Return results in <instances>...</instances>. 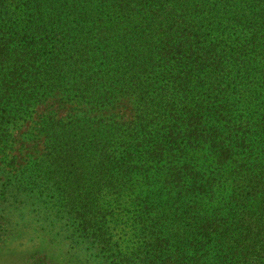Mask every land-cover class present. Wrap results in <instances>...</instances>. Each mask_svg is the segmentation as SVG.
Wrapping results in <instances>:
<instances>
[{"label":"trees","instance_id":"obj_1","mask_svg":"<svg viewBox=\"0 0 264 264\" xmlns=\"http://www.w3.org/2000/svg\"><path fill=\"white\" fill-rule=\"evenodd\" d=\"M209 1H212L209 9L201 11L196 0H122L117 5L97 6L95 12L89 0H3L0 3V64L3 60L11 61L9 69L0 68V153L14 150L12 129L17 126L19 116L27 114L26 111L54 92L56 76L68 78V70L64 76L68 65L62 57L64 51L53 46L48 51L51 42L56 46L62 42L59 39L56 44L52 39L57 31L65 40L66 28L73 29L75 24L79 28L82 23H99L107 28L124 15L129 24L126 29L148 49L157 51L156 55L168 59L165 68L163 65L155 70L157 76L176 79L173 99L161 107L167 90L162 89L161 102L157 100L159 93L156 98L146 96L145 110L150 112V120L140 117L141 123L137 121L119 136L115 132L113 140L116 147L125 151L135 145V150L147 147L156 160H167L170 163L167 169L172 174L166 185L169 182L179 189V198L169 200L170 205L161 208L156 200H151L154 193H148L144 208L149 215H140L137 219L146 226L141 234L144 243L130 256L122 254L118 264H201L205 253L193 259H187L186 254L205 249L208 244L205 240L212 236H217L215 247L227 244L225 255H220L225 258L223 264H264V0ZM204 10L216 11L219 20L215 26L199 21ZM4 21H12L16 26L18 22H26L31 31L24 29L23 37L20 31L1 30ZM27 34H35V43L45 52L41 54L42 59L29 55L35 50L31 43L24 47L31 53L18 48ZM18 38L22 41L15 47ZM12 47L19 53H14L13 59L10 58ZM140 59L143 55L133 62L137 65ZM59 60L65 64L60 70ZM184 65L190 67L180 69ZM179 69L180 75L176 74ZM78 86L81 92L79 83ZM155 105L164 109L158 116ZM43 123L42 130L50 132L52 151H67L68 157L76 148L81 150V158L105 149L106 137L114 133L112 130L103 133L90 122L68 127L46 117ZM153 124L158 131L149 130ZM204 147L214 150L215 166L208 177L203 173L204 167L180 165L182 158L177 159L178 154L184 157L186 150L199 153ZM127 155L133 158L132 153ZM208 156L209 153L205 157L208 159ZM132 160L119 156L116 162L119 171L113 182L104 184V197L111 188L125 194L134 171L144 173L145 178H149L147 173L153 174L160 181L156 166H134ZM5 162L13 166L17 163L16 157ZM48 162V156H44L29 163V169L45 183L39 186L34 174L23 183L17 181L14 198L39 200L49 189L54 190V173L48 171ZM111 165L115 163L106 155L101 160L102 173H108ZM135 190L143 196V190ZM99 200L100 196L91 198L90 202L98 206ZM63 202H68L65 197ZM69 206L74 211L79 209L76 220L82 218L81 224L89 234L95 236L98 232L93 225L94 218L99 220V225L109 228L106 215L101 219L92 216L88 209L90 203ZM197 212L206 216L193 225L194 216H190ZM187 218L189 224L185 222ZM104 251L112 256L110 249L105 247Z\"/></svg>","mask_w":264,"mask_h":264},{"label":"rangeland","instance_id":"obj_2","mask_svg":"<svg viewBox=\"0 0 264 264\" xmlns=\"http://www.w3.org/2000/svg\"><path fill=\"white\" fill-rule=\"evenodd\" d=\"M121 1L89 0V3L95 12L97 6L117 5ZM5 2L8 4L7 1ZM196 4L201 11L202 9H209V4H212V1L196 0ZM216 14V11L204 10L203 14L199 15V21L205 25L211 23L210 27H213L219 20ZM126 21L127 18L123 15L114 23H109L107 28L101 27L99 23H82L79 28V25L75 24L73 29L66 28L68 37L65 40L58 31L57 34H53L54 43H59V39L62 42L57 46L51 42L48 51L52 46L55 50L64 51L62 57L68 62L64 76L68 70V78L66 79L67 76L60 78L56 76L57 82L54 92L45 101L26 111L27 114L19 116L20 120L17 122V126L12 129L14 150L12 152L7 151L6 154L0 153V264H118V261L122 259V254L130 256L144 243L141 234L146 226L139 224L137 219L140 215H149L144 208L145 197L148 193H154V199L151 200H156L161 208L170 205L169 200L179 198L178 192L180 190L175 189L169 182L166 185V181L171 180L169 175L171 172L167 169L170 163L168 164L167 160H156L148 153L150 150L147 147L135 150V146H137L135 145L131 150L125 151L114 144L113 137H116L114 135L117 133L119 136L120 132L134 127L133 124H137V121L141 123L140 117L150 120V112L145 110L146 96L156 98L159 93L157 100L161 102L162 89L167 90L168 94L161 102L162 105H159L164 107L163 105L168 104L169 100L173 99V90L177 88L175 86L176 79L166 78L165 75L157 76L155 70H158L159 67L162 68L163 65L165 68V65L169 64L168 59L163 55H156L157 51L156 53L153 52L144 43H141V40H137L126 29L129 26ZM24 29L31 31L26 22H18L16 26L12 21L10 23L4 21L1 27V30L12 31V33L20 31L23 37ZM212 32L214 33V30ZM34 35L27 34V38H24L23 41L18 38L15 40V47L22 41L23 44L18 48L31 53L30 49L24 48L31 43V47H34L35 50L29 55H35L42 59L41 54L44 53L45 55V52L42 47L35 43ZM15 47L11 49L10 58L12 59L19 55ZM61 47L63 48L60 49ZM141 55H143V59L138 60L136 65L133 61H136L134 59ZM41 63L43 64V60ZM10 64L11 61L3 60L0 68L9 69ZM64 65L59 60V70ZM186 67L190 66H180V69L183 70ZM180 69L177 70L176 74L180 75L182 71ZM78 83L81 86V92ZM154 110L158 116L164 109L155 105ZM46 117H52L53 121L66 123L68 127H78L90 122L93 128H101L103 133L107 130H112L114 133L109 138L106 137L108 134L104 135L108 141L105 149L103 147V150L89 152L90 155L87 158H81V150L76 148L68 157L67 151L66 153L52 151L50 132L42 130L43 121ZM166 123L170 126V121L167 120ZM153 126L149 130L158 131L157 125L153 124ZM158 127L160 128V126ZM166 147L168 148V145ZM199 151V153H195V151L186 150L184 151L186 153L183 154L184 157L178 154L177 159L182 158L180 165H197L195 167L198 169L204 167L203 173L208 177L215 166L214 150L204 147ZM128 152L133 154V158L127 155ZM63 153H65L64 162L63 159L61 160ZM146 153L148 154L146 155ZM208 153L207 159L205 156ZM106 155L112 157L115 165L110 166L108 173H102V169H100L101 160ZM121 155L133 159L132 164L134 166L144 164L156 166L160 170V181H156L155 176H152L153 174L147 173L149 178H145L144 173L134 171L131 173V180L127 184L125 194H120L115 190L116 188H111L104 197V184L108 181H114L113 177L119 171L116 162L119 161ZM13 156L16 157L17 163L8 166L5 161L12 159ZM44 156H48L49 159L48 171L54 173V190L49 189L50 192H46L39 200L38 198L27 199L23 196L19 199L14 198L15 190L18 188L15 187L17 181L23 183L28 176L34 174V179L39 182V186L45 183L43 178L38 177L39 174L28 167L30 162L39 160ZM58 156L59 158L56 159ZM192 158L198 160L194 161ZM137 159H141L139 163ZM123 175H127V173H123ZM185 181L188 182V179ZM135 189L143 190V196L140 197ZM99 196L98 206L92 201L90 202L91 198L96 199ZM63 197L68 202L64 203ZM107 201L110 202L107 203ZM153 202L157 204L155 201ZM66 203H68L67 210L65 208ZM72 203L78 206H85L90 203L91 208L88 209H91L92 216L101 219L106 215L109 228L102 227L98 224L99 220L94 218L95 223L93 225L98 232L95 236L89 234V230L87 231L86 227L81 224L82 218L79 217L76 220L80 212L79 209L74 211L69 206ZM25 208L30 220L27 224L22 225L20 230H17L10 213L12 210ZM70 210L73 213H70ZM86 213L90 212L87 211ZM198 213H193L190 216H194L193 225H196L206 216ZM189 218L185 220L186 224H189ZM38 220H43L44 223L34 225L33 222ZM116 224L122 225L119 232L115 228ZM34 226L48 239L49 243L53 242V237L48 236L50 230H58L56 234H63L64 241L69 245V249L65 251L63 257L59 260L56 259L55 252L49 255L47 249L39 244L24 251L9 250L8 242L10 239L22 235ZM216 237L207 238L204 243L208 244L202 251L194 249L195 252H188L186 254L187 259H193V257H199L205 253L201 257V264H223L225 258H220V255H225L227 244L215 247ZM81 241L86 244L87 255L83 257L77 254ZM105 247L110 249L112 256H108V252L105 254ZM133 261L135 260L133 259Z\"/></svg>","mask_w":264,"mask_h":264},{"label":"clouds","instance_id":"obj_3","mask_svg":"<svg viewBox=\"0 0 264 264\" xmlns=\"http://www.w3.org/2000/svg\"><path fill=\"white\" fill-rule=\"evenodd\" d=\"M10 214L13 220V224L17 228V230H20L21 226L27 224L30 220V216L26 208L12 210ZM43 223V220L33 222L34 225H41ZM115 228L117 232H119L122 228V225L116 224ZM56 231L58 230H50L48 232V236L53 237V242L49 243L48 239H46L45 236L37 230V227L34 226L24 232L22 235L14 236L12 239H10L8 242L9 250L24 251L33 247L36 244H39L45 249H47L49 255H52V253L55 252V258L59 260L61 257H63L65 251L69 249V245L64 241L63 234H56ZM77 254L81 257L87 255L85 242H80Z\"/></svg>","mask_w":264,"mask_h":264}]
</instances>
